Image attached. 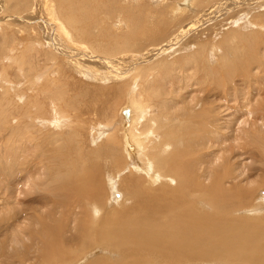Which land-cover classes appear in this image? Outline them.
<instances>
[{
    "label": "bare ground",
    "instance_id": "obj_1",
    "mask_svg": "<svg viewBox=\"0 0 264 264\" xmlns=\"http://www.w3.org/2000/svg\"><path fill=\"white\" fill-rule=\"evenodd\" d=\"M140 1L17 0L14 13L27 14L2 22L9 8L0 0L1 38L12 45L6 49L9 56L0 60V97L5 100L0 102L1 208L13 206L20 183L39 192L37 202L43 205L31 207L25 221L35 228L21 233L35 251L17 254L13 264H35L32 252L39 257L36 264H77L83 259L80 253H95L85 264H264V202L261 207L254 204L264 195V132L257 125L260 122L264 129V93L258 86L262 53L254 47L245 62L230 71L222 60V66L209 65L212 71H201L197 63L195 72L185 71L199 74L196 83L204 85L215 81V75L227 81L240 70L235 73L241 80L231 86L217 78L224 85L223 98L214 97L212 109L198 111L192 120L187 113H174L165 100L154 102L162 94L170 95L168 89L172 94V85L186 89L188 76L184 84L167 81L169 88L160 93L163 84L158 94L153 91L154 77L151 80L154 65L169 62L175 52L170 40L180 34L200 32L179 46L173 43L183 53L195 46L187 56L205 62L208 46L217 50L211 43L222 25L217 23L203 40L202 22L227 16L215 12L216 4L229 7L231 2L235 10L243 0H157L154 6V0ZM251 1L252 8L241 9L244 19L237 20L246 28L263 30L264 0ZM207 6L210 12L203 20L197 14ZM235 24L239 25L231 26ZM159 46L166 48L161 51ZM150 49L158 50L154 55L170 54L153 66L134 67ZM130 54L132 67L125 70ZM184 55L179 58L178 53L176 64L188 59ZM148 57L143 60L152 59ZM8 68L15 72V81ZM126 90L125 104L110 102ZM58 95H66L67 101L59 102ZM229 101L233 104H223ZM155 107L161 112L157 117ZM113 111L119 113L112 121ZM245 113L253 115L250 127L239 129L247 142L237 152L224 148L216 136H236L234 126ZM211 117L217 122L213 129ZM180 119L186 121L184 127L165 132ZM251 150L257 153H249L253 161L262 166L256 168L258 173L252 170L257 174L250 175L252 181L249 175L245 178L247 165L232 163ZM208 154L213 162H208ZM6 158L12 160L5 162ZM30 164L41 166L43 172L27 168ZM0 264L9 263L0 259Z\"/></svg>",
    "mask_w": 264,
    "mask_h": 264
},
{
    "label": "rangeland",
    "instance_id": "obj_2",
    "mask_svg": "<svg viewBox=\"0 0 264 264\" xmlns=\"http://www.w3.org/2000/svg\"><path fill=\"white\" fill-rule=\"evenodd\" d=\"M13 1H14V4H13ZM16 1V2H15ZM142 1L143 0H141L139 3H142ZM156 1L157 0H154V2H153V6L154 5H156L157 3H156ZM250 1L251 0H247V3H246V0H243V1H240L239 2V9L238 8H235V10L233 9L232 10V6H231V2H227L228 3V5H229V7L227 8L224 4H226V3H222V2H220V3H222V4H216V3H213V4H216V6H214L215 7V12L216 13H218V12H223L222 14H224L225 12H226V17L225 16H223L221 19L222 20H226L227 18H229V20H227V23H225L224 21H221V19H211L210 20V22H209V20H206V21H204V22H202V25H201V27H200V29H202L204 32H205V35H202L201 36V39H203V40H205L206 38H207V36L206 35H209L210 33H209V31L211 30V29H215V27L217 28V26L219 25V24H221L222 25V29H219V30H217V31H215V34H216V36L215 37H213V43H211L212 45L213 44H216V49L217 50H215V51H213V50H211L210 49V47H211V45H209L208 46V48L209 49H206V51H205V56H204V60H206L205 62H197L196 60H192V59H190L188 56H187V53H190L191 51H195V48L193 49V47H195V46H193L192 45V48L191 49H185L186 50V53H183V51H177V47L180 45V44H182V43H184L187 39H190V38H196V36H194V35H200V32H197V34H196V30H194V32L193 33H190L189 35H182V34H180L176 39H175V41L173 40V39H171L170 40V42H168V43H170L173 47H175V43H173V41L174 42H179L178 43V46L177 47H175V48H173L172 47V49H171V51L172 50H175V52H171V58H170V56H168V58H167V61H169V62H162L161 64H159V66H162V67H158V63L159 62H157L156 63V60L158 61V60H160L159 58H164V57H161L162 55H164V54H166V55H169V54H167L168 52H163V53H161V51H162V49L163 48H166V47H161V46H164L165 44H167V42L164 44H161V46H159V47H161V48H159V50H161L160 51V53H161V55H154V54H156L157 52H158V50H152V49H154V48H152V49H150L149 50V55L147 54V55H144V56H142L143 54H140L139 55V58H140V56H142L141 58H140V60L138 61V63H135L133 66L135 67V66H140L139 68H145L146 66L148 67V65L147 64H150L151 66H153L155 63H156V65H154L156 68H154V71H152V74H151V80H153L152 78L154 77V85H153V87H154V89H153V91L156 93V94H158L159 92H160V90L159 89H161V87L163 86V84H164V88H162L161 89V92L160 93H162V91L165 89V91L169 88V84H167V83H170L169 81L171 80V81H173V82H178V83H181V84H184V81H186V78H188V79H190V81H188L187 83V86H186V89H183L182 91H180L179 89H177V87L176 86H174V85H172V94L171 93H169L168 92V90L166 91L167 92V94H170V95H160V97H158V98H156V100L158 99V101H154L155 102V104H159L160 105V103L159 102H161L162 103V101H166V103H168V104H171L170 106L171 107H173L174 108V110H175V112L174 113H176V114H178L179 115V113H187L189 116V118L192 120V117H194V115L196 114V113H198V111H200V110H202V109H208V108H211L212 109V106H213V101H214V97H218V98H220V99H222L223 98V96H224V91H222L223 89H224V85H223V83L222 82H218L217 81V78L218 79H220V80H223L222 79V77L221 78H219V76L218 75H215L214 76V78H215V81H208L207 80V82H206V84H199V83H196V78H198L200 75L198 74H196L195 76H193V74L194 73H192V72H185V71H187L188 69L191 71V70H194V72H195V70H196V63L197 64H199L198 66H199V69H202L201 71H203L206 67H207V69H209V65H211V67L212 66H222L221 65V63H223V65L225 64V68L228 70L229 69V71L230 70H232V69H234L235 68V66H237L238 64H239V66H241L240 64H242L243 62H245V60L247 59V53L249 52V51H251V50H253V49H259L258 50V52H260V53H262V61L264 60V21L261 23V25H263V30L261 29V30H258L257 29V31H255V29L256 28H254V27H245V23L243 24V26H242V24H240L239 22H241L242 23V21H241V19L243 18L244 19V15L242 16V10L244 11V10H246V9H250V8H252L251 6H249L248 7V2L250 3ZM252 1H254V0H252ZM251 1V2H252ZM255 1H257V0H255ZM4 2L7 4V8H9V11H7V13H5V20H3L2 22H10V20H13L14 18H11L12 16H17L14 12H15V10H17L16 9V7H15V5L17 6L18 4H16L17 3V0H4ZM32 2H34V0H32ZM224 2H226V0L224 1ZM244 2H245V4H244ZM230 3V4H229ZM244 4V5H243ZM14 5V6H13ZM211 5V4H210ZM213 7V8H214ZM242 7V8H241ZM12 8V9H11ZM202 7H200V6H198V9L197 10H202L201 9ZM204 8V7H203ZM209 8H210V6H207L206 8H204L203 9V11H202V13L201 14H197V15H199V16H201V15H203L204 17H202V19L203 20H205V19H207V17L205 16V15H207L209 12H210V10H209ZM212 8V9H213ZM224 8V9H223ZM246 8V9H245ZM211 9V10H212ZM242 9V10H241ZM217 10V11H216ZM13 11V12H12ZM194 11H196V10H194ZM200 11H196V12H198V13H200ZM240 11V12H239ZM212 12V11H211ZM215 12H214V14H215ZM238 12H239V14H238ZM206 13V14H205ZM7 14V15H6ZM24 14L26 15L27 14V11L26 12H24ZM24 14L22 15V14H18V16L17 17H19V16H21L22 17V19H23V16H24ZM11 16V17H10ZM246 16V15H245ZM241 18V19H239V20H237L238 18ZM234 18H236V20L234 19ZM9 19V21H6V20H8ZM232 19V20H231ZM263 20H264V17H263ZM15 21H18V20H15ZM234 22H238V24L239 25H237V24H235V25H233V26H231L232 25V23H234ZM204 23H206V24H204ZM217 23H219V24H217ZM223 23L225 24V25H227V26H225V25H223ZM31 23H27V25H30ZM38 25V24H37ZM36 25V26H37ZM240 25H241V27H240ZM204 27V28H203ZM208 27V28H207ZM230 27V28H229ZM232 27V28H231ZM234 27V28H233ZM224 28V29H223ZM253 29V31H251ZM206 30H208V31H206ZM202 32V31H201ZM218 32V33H217ZM250 33V34H249ZM243 34H246V35H243ZM251 34H252V36L254 37L255 35V37L252 39V36H251ZM238 35H240V36H242L241 38H240V36H238ZM1 36H2V32H1V28H0V46H1V48H0V60L4 57H8L9 55H7V50L8 49H10V47H12V45H10V44H8V45H6L5 43H4V40L1 38ZM43 36V35H42ZM190 36H193V37H190ZM251 36V37H250ZM44 37V36H43ZM249 37H250V39H249ZM180 38V39H179ZM232 38V39H231ZM244 39V40H241V39ZM257 38V39H256ZM43 39H45V38H43ZM256 39V40H255ZM212 40V39H211ZM233 40V41H232ZM242 42H246L245 44L244 43H242ZM249 40H251V42H249ZM254 40V41H253ZM258 40V41H257ZM217 41V42H216ZM255 41H257V42H255ZM220 44H219V43ZM241 42V43H240ZM249 42V43H248ZM223 43V44H222ZM248 43V44H247ZM12 44V43H11ZM256 44V45H255ZM146 45V44H145ZM145 45H143V46H145ZM7 46H9V47H7ZM17 46V45H16ZM249 46V47H248ZM3 47V48H2ZM6 47V48H5ZM18 48L20 47V46H17ZM183 47V46H182ZM253 47V48H252ZM255 47V48H254ZM181 48V47H180ZM235 48V49H234ZM7 49V50H6ZM14 49L15 50H17V48L15 47V44H14ZM156 49V48H155ZM47 50V48L46 47H44L43 48V51H45V53H46V55H49V51H46ZM182 50V49H181ZM244 50V51H243ZM153 51V52H152ZM145 52V51H144ZM218 52V53H217ZM6 53V54H5ZM154 53V54H153ZM178 53L180 54V56H179V58L182 56V55H184L185 56V58H188L184 63L183 62H181V63H179V65L178 64H176V59H177V56H178ZM214 53V54H213ZM153 54V55H152ZM209 54V55H208ZM150 55H151V57H152V59L150 58ZM238 55H240L239 57H238ZM108 57L107 55H104V56H102V57ZM146 56H149L148 58H150V60L149 61H144L143 59L144 58H146ZM160 56V57H159ZM211 56V57H210ZM226 56V57H225ZM105 57V58H106ZM112 56H110V58H111ZM157 59H156V58ZM236 59H235V58ZM239 59H238V58ZM129 58H131V54H130V57H128L127 58V62H128V64L126 65V67H125V70L126 69H128V68H131L132 66L130 65V66H128L129 64H131V63H129ZM154 58V59H153ZM219 58V59H218ZM227 58H229L228 60H227ZM231 58H233V59H231ZM168 59H170V60H168ZM174 59V60H173ZM208 59V60H207ZM224 59V60H223ZM255 58H250V61H252V60H254ZM132 60H133V58H132ZM143 60V61H142ZM223 62H222V61ZM230 60V61H229ZM233 60V61H232ZM235 60L237 61V64H236V62H235ZM188 61H189V63H188ZM193 63H192V62ZM195 61V62H194ZM210 61V62H209ZM218 61V62H217ZM243 61V62H242ZM249 60H248V62H250ZM130 62H131V60H130ZM152 62V63H151ZM171 62V64H170V67H169V63ZM173 62V63H172ZM178 62H180V61H178ZM177 62V63H178ZM239 62V63H238ZM145 63H146V65H145ZM165 65H164V64ZM175 63V64H174ZM194 64V66L192 65V64ZM209 63V64H208ZM220 63V64H219ZM231 63H233V64H231ZM153 64V65H152ZM174 64V65H173ZM217 64V65H216ZM219 64V65H218ZM142 65V66H141ZM149 65V66H150ZM173 65V66H172ZM150 66V67H151ZM171 66L172 67H174L173 68V70H172V68H171ZM180 66V67H179ZM183 68H182V67ZM201 66V67H200ZM149 67V68H150ZM167 67H168V69H167ZM228 67V68H227ZM253 67H255V66H253ZM170 68V69H169ZM176 68V70H174ZM192 68V69H191ZM161 69V70H160ZM164 69H166V70H164ZM183 69V70H182ZM186 69V70H185ZM172 70V73L170 72ZM181 70V71H180ZM254 70H256V68L254 69ZM253 70V71H254ZM129 71V70H128ZM128 71H125V72H127L128 73ZM166 71H169V72H166ZM175 71V73H173ZM209 71H212L211 69H209ZM229 71H226L225 73H223V76L224 77H226V74H228L229 73ZM8 72H10L8 75H9V78L11 79L12 78V80H16L15 78H16V75H15V72H13L12 71V68H8L7 69V73ZM235 72H237V71H235ZM233 73V76L231 77V78H227V81L226 80H223L224 82L226 81V83L229 81V83H231V84H229V86H231L234 82H239V80H241V78H240V76L237 74L238 72H240V70H239V67H238V72L237 73ZM163 73V75L161 76V75H159V74H162ZM167 73H170V74H167ZM183 73H185L184 75V77L182 76V74ZM190 73H191V75H190ZM260 73V72H259ZM261 73L262 74H260V76H258V78H259V83H258V86L261 88V89H263V91H262V93H264V78H262V76L264 75V68H262L261 69ZM172 74V75H171ZM237 74V75H236ZM153 75V76H152ZM155 75H157L158 77H160V79H162V80H159L158 79V81H161V82H158L157 81V76H155ZM165 75V77L163 78V76ZM166 75H168L169 76V78L166 76ZM179 75V76H178ZM236 75V76H235ZM174 76V77H173ZM175 76H176V78H178V80L175 78ZM186 76H188V77H186ZM182 79H181V78ZM186 77V78H185ZM191 77V78H190ZM172 78V79H171ZM156 79V80H155ZM184 79V80H183ZM179 80H180V82H179ZM168 81V82H167ZM182 81V82H181ZM193 81V82H192ZM157 82V83H156ZM167 82V83H166ZM176 82V83H177ZM191 82V83H190ZM233 82V83H232ZM162 83V84H161ZM153 84V83H152ZM228 84V83H227ZM161 85V86H160ZM167 85V86H166ZM186 85V84H185ZM174 86V87H173ZM189 86V87H188ZM228 86V87H229ZM103 87H106L105 85H101V88H103ZM158 87V88H157ZM165 87H167V89L165 88ZM157 88V89H156ZM173 88H175L174 90H173ZM103 89H105V88H103ZM188 89V90H187ZM178 91V92H177ZM127 92V90L126 91H122L118 96H117V98L115 97H112V99L110 100V102L113 100V101H115V102H117L118 103V105H121L122 104V101H123V103L125 104V102H126V98H125V93ZM80 97V96H79ZM57 98L59 99L58 101L59 102H62V100H66L67 101V96L66 95H58L57 96ZM115 99V100H114ZM0 102L1 103H4L5 102V100L4 99H2L1 97H0ZM125 100V101H124ZM232 101H229V103L228 102H224L223 104H225V105H230V103H231ZM173 103V104H172ZM176 103V104H175ZM62 104V103H61ZM231 104H233V102L231 103ZM158 105V106H159ZM120 107V106H119ZM157 107H155V112H157L156 114H154V116L155 117H157L158 115H159V113H161L160 112V110H158V108L156 109ZM230 111H232V110H230ZM67 112L69 113V114H71L72 116H73V114H72V110L71 109H67ZM154 112V113H155ZM118 113H119V111H117V113H114V111L112 112V114H110V116H109V119H111L112 121H113V119L115 120H117V115H118ZM115 114V115H114ZM117 114V115H116ZM240 114V113H239ZM244 116H242V118H240V120L236 123V125L234 126V131L236 132V136L235 135H233L232 133H230V135L228 136V137H223L222 135H217L216 136V140H217V142L218 143H220L221 144V146H223L224 148H226V149H229V150H231V149H233L234 151H240V147L243 145V144H245L247 141H246V139L243 137V135H242V133L240 132V128H244V129H246L247 130V128L248 127H250V122L252 121V118H253V115L252 114H249V113H245V114H243ZM207 116H208V114H207ZM229 117L231 116H233L232 114H230V115H228ZM181 118V117H180ZM181 120L182 119H180V120H176V121H172L170 124V126H166V128L164 129L165 130V132H167L168 131V128L169 127H173V128H179V130H180V127H184L185 125H186V121L185 122H183V120H182V122H181ZM209 125H210V128L211 129H213L214 128V126L217 124V122L216 121H214V119H213V117H211V118H209ZM178 124H180L179 126H177ZM123 125H124V122H123ZM123 125H122V131H123ZM257 125H259L261 128V131H263L264 132V129L262 128L263 126L261 125V123L260 122H257ZM166 129H167V131H166ZM263 129V130H262ZM239 130V131H238ZM225 132V131H224ZM156 134H158V133H156ZM212 135V134H211ZM0 136H3V134H1L0 133ZM159 135H158V139H159ZM123 143H124V139H123ZM215 146H217V144H215ZM124 147H125V143H124ZM1 148V147H0ZM34 149H35V147L34 146H31V148H30V150H31V153L30 154H32V152L34 151ZM125 151L126 152H128L127 151V149H126V147H125ZM130 152H133V151H130ZM256 153V151L255 150H251V151H247L246 152V154L245 153H243L242 155H241V157L239 156V158H237V159H235V160H232V163H236V162H240V163H242V165L244 164V167H245V165H247L246 166V170H247V176H246V173L244 172V174H245V178H248V175H249V178L252 176V175H254L253 176V178H255V176H256V178H257V174H253V173H255L256 171V173H258V170L257 169H259V168H261L262 166L261 165H259L258 164V162L256 161H253L254 160V157L251 155V154H249V153ZM120 153H121V151H120ZM242 153V152H241ZM257 154V153H256ZM124 154H123V152L120 154V156H123ZM247 156V157H246ZM213 159L214 158H212V157H210L209 156V154L207 155V160H208V162H213ZM242 159H244V160H242ZM5 160V162L6 161H9V160H12V158L11 159H9V158H6V159H4ZM2 161H3V159H2ZM252 161H253V163H255V164H257L258 165V167L257 166H255V164H254V168H252L251 169V164L250 163H252ZM222 162V161H221ZM250 164V165H249ZM249 166V168L247 169V167ZM244 167H243V169H244ZM27 168H32V169H36L37 171H40V174L43 172V168L41 167V166H39V165H32V164H30V165H27ZM257 168V169H256ZM244 169V170H245ZM255 170V172H253L254 170ZM253 170V171H252ZM7 173V172H6ZM252 174V175H251ZM251 175V176H250ZM252 177H251V181H252V179H253ZM253 180H255V179H253ZM20 183V182H19ZM17 192H18V196H17V198H16V200L13 202L14 204H13V206H8L7 208H1V203H0V249L1 248H3L4 246H5V244H6V247H5V251L2 253V254H0V259L1 260H5V261H8V263L9 264H13V262H15L16 261V259L18 258L17 256V254H22L23 252H25V250L26 249H29L30 251H35V246L31 243V240L30 239H28V238H26L24 235H22L21 233L22 232H24L25 233V231L26 230H28V229H32V228H35L32 224H30L29 222H27V221H25V219L26 218H28V215H29V211H32V209H31V207L32 206H36L37 208H42L43 207V205L42 204H39L38 202H37V196H38V194H39V192H37V193H35V190L33 189V188H29V187H26V186H24V183H20V187H19V189L17 190ZM263 194H260V199L257 197L256 198V202L254 203V204H262V200H263V202H264V198H263ZM20 200H22L23 202H20L19 201V199ZM260 200V201H259ZM3 204V203H2ZM258 204V205H259ZM260 204V206L259 207H261L262 205V208L264 207V204H262L261 205ZM29 209H31V210H29ZM78 214H81V213H79V211H76ZM24 215H26L25 217H24ZM77 218L78 217H80L79 215H77L76 216ZM57 218H59L58 216H57ZM19 219V220H18ZM72 220H73V218H72ZM21 222V223H20ZM10 234H13V237H8V235H10ZM70 234H68V236H69ZM7 238H9V241L7 240ZM73 247H71V249H72ZM80 254H82V255H80ZM79 254V256L82 258L83 257V259L82 260H79L78 261V263L77 264H85L87 261H89L93 256H94V254L95 253H92V254H84L83 255V253H80ZM32 256H33V258L31 259V262H33V261H35V264L36 263H38L37 261H38V258L36 257L37 256V254H36V256H35V252H32ZM79 256H78V258H79ZM37 259H36V258ZM37 260V261H36ZM30 262V263H31ZM32 264H34V262L32 263Z\"/></svg>",
    "mask_w": 264,
    "mask_h": 264
}]
</instances>
